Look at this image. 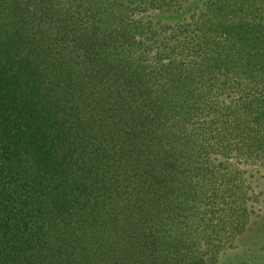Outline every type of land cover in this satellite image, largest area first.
<instances>
[{"label": "trees", "instance_id": "trees-1", "mask_svg": "<svg viewBox=\"0 0 264 264\" xmlns=\"http://www.w3.org/2000/svg\"><path fill=\"white\" fill-rule=\"evenodd\" d=\"M263 185L264 0H0V264H213Z\"/></svg>", "mask_w": 264, "mask_h": 264}, {"label": "rangeland", "instance_id": "rangeland-1", "mask_svg": "<svg viewBox=\"0 0 264 264\" xmlns=\"http://www.w3.org/2000/svg\"><path fill=\"white\" fill-rule=\"evenodd\" d=\"M260 191L264 192V185ZM257 210L247 232L213 264H264V196Z\"/></svg>", "mask_w": 264, "mask_h": 264}]
</instances>
